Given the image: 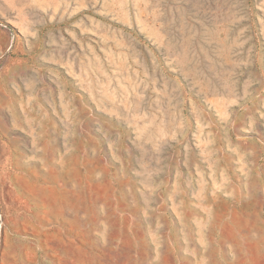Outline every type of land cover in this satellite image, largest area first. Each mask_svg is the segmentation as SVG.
I'll return each mask as SVG.
<instances>
[{"label":"rangeland","instance_id":"374dc122","mask_svg":"<svg viewBox=\"0 0 264 264\" xmlns=\"http://www.w3.org/2000/svg\"><path fill=\"white\" fill-rule=\"evenodd\" d=\"M0 264H264V0H0Z\"/></svg>","mask_w":264,"mask_h":264}]
</instances>
